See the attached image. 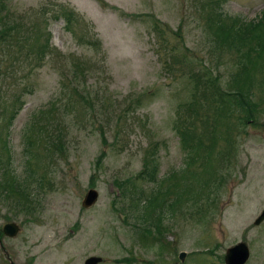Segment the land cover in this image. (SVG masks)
Returning <instances> with one entry per match:
<instances>
[{
  "label": "rangeland",
  "instance_id": "374dc122",
  "mask_svg": "<svg viewBox=\"0 0 264 264\" xmlns=\"http://www.w3.org/2000/svg\"><path fill=\"white\" fill-rule=\"evenodd\" d=\"M1 3L0 32L9 27L12 39L0 40V112L20 103L0 131V166L18 181L33 175L27 202L0 196V264H223L240 241L244 264H264V219L253 223L264 207V54L252 52L247 75L237 74L238 53L225 39L213 44L208 26L220 35L231 18L256 19L264 0ZM58 5L94 45L77 44ZM43 31L51 48L35 63ZM220 88L242 91L249 115ZM48 103L29 130L31 112ZM26 153L36 156L27 163ZM91 188L95 202L81 207ZM152 194L160 205L141 226ZM6 223L14 236L2 234Z\"/></svg>",
  "mask_w": 264,
  "mask_h": 264
},
{
  "label": "trees",
  "instance_id": "16d2710c",
  "mask_svg": "<svg viewBox=\"0 0 264 264\" xmlns=\"http://www.w3.org/2000/svg\"><path fill=\"white\" fill-rule=\"evenodd\" d=\"M3 6L0 5V10H2ZM216 8V7H215ZM214 12V11H212ZM217 14L220 15L219 11H216ZM58 15L61 16L64 20H65V26L67 28V30H71L70 29V13L69 11H67L65 8L61 7L58 10ZM209 22L212 19V15H208L206 17ZM211 24H209V29L211 30V34L214 36L212 38L213 40V44H215L216 42H221V39H225V42L227 43V48L231 51H233L235 54L238 53L237 57H238V62L240 63L239 65V71L237 74H246V70L249 66V64H253V57H251V53L255 52L257 54L256 57H260V54H264V10L260 13L259 17L256 19L251 20L249 23H244V22H236L233 23L231 25L227 24L226 27L221 29L222 34H218L216 31H219V29H215L216 31L213 30L212 28V22H210ZM216 26H219L218 23L215 22ZM222 27V26H221ZM225 29V30H224ZM14 38V36H13ZM4 39L7 41H10L12 39V36L10 35V29L9 27L4 28L3 30H1L0 32V40ZM36 44H35V48H34V56H37L38 59L39 57H42L44 55L45 50L49 47L48 44V37H38V39H36ZM6 41H2L0 43H3ZM41 59V58H40ZM252 61V62H251ZM79 67L76 66V64H73V70L70 72L71 76H81V73L78 74L79 72ZM215 80V78H214ZM213 82H209V84H212ZM201 84V86H206L205 83H200L196 81V85ZM204 90V89H203ZM203 93H207L206 91H203ZM215 93H217V90L215 91ZM228 97H233L236 96V99H232L233 101H235L236 105H238V107H240L239 109L245 110L246 112L249 113L250 108H249V101L245 98V94L240 91V90H235L233 93L231 94H225ZM192 104H190V107H193ZM45 112L42 111H38V113L31 118L32 121L26 125H29V130H31L32 128H34L36 131H38L39 128H36L38 126V119L41 118L42 115H44ZM15 116L14 113V107H12V109L10 108L9 110L4 107L2 112H0V121H1V127H0V131L3 129V126L5 124H7L8 126L11 124V121L13 119V117ZM25 125V126H26ZM28 145L30 146V142H27ZM193 148V147H192ZM192 148H190V153H192ZM24 151H26V146L24 147ZM27 157L25 159V161L28 163L29 159H34L36 154L30 155L28 153ZM32 157V158H31ZM206 160V159H205ZM188 164V162H186V165ZM147 166V164L145 165V167ZM151 167H148L149 170V176L150 178H152L156 173V162H152V164L150 165ZM187 168V167H185ZM5 169H7V171H5ZM148 172V170H147ZM191 173H195L194 171H191ZM32 175H33V170H28L25 171V176L23 177L22 181H18L16 179V177L13 175V173L11 171H9V167L5 166V167H1L0 166V180L3 179L5 176H7L6 180L0 181V196L5 198L7 197L9 194H11V191L13 189L18 190L19 192H21L20 196L17 197L18 199H27V195H26V190H25V184H23L27 179H32ZM196 175L195 174H191L190 178H194ZM160 192V191H157ZM139 194V193H137ZM13 195V194H12ZM138 197V195H137ZM151 197V195H149V198ZM148 198V197H146ZM148 198V199H149ZM143 205H140L142 208V214L143 216L141 217L142 219L140 220V224L141 226L144 225V223H146L147 219L150 218V214H152L155 210V207L160 205V200H154L152 202L151 205H149V202H147V199H145V201H142ZM145 228V227H144ZM144 230V229H143ZM142 232V231H140ZM145 232V231H144ZM140 238L144 241L145 240V235L143 233H140Z\"/></svg>",
  "mask_w": 264,
  "mask_h": 264
},
{
  "label": "water",
  "instance_id": "95a60500",
  "mask_svg": "<svg viewBox=\"0 0 264 264\" xmlns=\"http://www.w3.org/2000/svg\"><path fill=\"white\" fill-rule=\"evenodd\" d=\"M95 198H96V192L93 189H89L86 192V194H85V196L81 202V205L83 207H87L95 201ZM263 218H264V208L261 210L260 214L254 220L253 223L257 224ZM2 231L4 234H6L8 236H12L16 233L17 227L12 223H8L2 227ZM181 255L182 254H180V256ZM247 255H248V251H247V247H246L245 243L238 242L235 245H233L232 247L225 250V254L223 256L224 264H243L247 258ZM98 260L99 259L96 257H90V258L85 260L84 264H94Z\"/></svg>",
  "mask_w": 264,
  "mask_h": 264
}]
</instances>
